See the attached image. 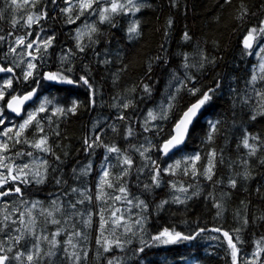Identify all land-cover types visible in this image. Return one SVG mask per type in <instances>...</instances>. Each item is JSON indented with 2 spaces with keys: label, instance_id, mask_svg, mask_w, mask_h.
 <instances>
[{
  "label": "trees",
  "instance_id": "1",
  "mask_svg": "<svg viewBox=\"0 0 264 264\" xmlns=\"http://www.w3.org/2000/svg\"><path fill=\"white\" fill-rule=\"evenodd\" d=\"M144 3L146 6L134 17L123 14L116 16L113 21L116 26L113 27L108 23L99 24L97 15L87 12L75 23H67V17L60 12L61 8L67 6L64 0H57L56 5L51 4L50 0H42L36 9L27 8L19 11H14L8 0H0V16L3 17L0 18V36L5 37L0 41V65L14 67V73H8L9 77L13 75L21 77L20 80L13 82L16 90L13 94H22L37 87L33 80L27 82L22 80V72L26 67L24 61L30 59L24 54L25 49L19 47L15 55L8 51L10 46H14L15 37L25 36L31 32L32 35L27 37L28 41H31L36 39V33H40L41 38L55 35L53 46L46 54L34 61L38 64V74L34 79L40 81L35 101L19 118L13 117L5 109V103L10 98L7 93L5 100L0 101V105L4 107L7 117L14 118L15 125L27 115L29 109L38 108L45 97L52 99L54 104L48 106L47 112L39 113L38 118L45 132L48 133V144L52 147L55 156L60 157L57 161L52 153L41 152L27 143H18L10 147L5 155L17 164L35 161L38 165L40 161L46 159L51 167L48 179L43 184L34 182L21 184L20 181H16L0 188V191H3L19 184L23 190V196L12 194L1 199L0 218L8 214L3 211L4 205L10 206V203L14 202L20 211H24L31 207L32 202L39 201L40 204L33 209V213L38 217L37 231H43L50 236L57 229H61V234L57 237L61 245L57 249V256L53 258L56 264H69L63 247L69 234L74 231L82 233V236L73 238V243L78 246L77 250L81 253L85 250L88 252L87 259H82L81 264H107V260L113 257L119 259L120 264H231L226 240L221 232L212 231L214 228L230 232L234 239L237 233L233 230L241 229L239 235L243 243L238 244V247L241 248L242 259H247L255 250V241L264 236V221L258 219L264 216V164L260 162L264 160V146L256 155L250 156L249 150L242 144V139L247 131L259 135L264 140V116L258 115L255 120L250 118L256 98L248 81L253 70L258 71L259 59L255 55L246 54L242 42L247 30L264 20V0H243L244 6L248 9V15L243 20L236 18L241 0H231V3H225V0H178L175 7L171 5L170 0H144ZM45 6L48 10V19L41 20L38 25L34 24L31 28L24 26L21 20L15 29L12 28L13 17L26 18L28 12L39 11ZM169 17L172 18L173 24L165 37ZM133 19L140 20L141 35L129 39L127 28ZM94 22L99 28V32L93 37L95 42L89 41L85 36L83 43L88 47L81 53L76 47V30ZM185 31L192 36L191 41L182 39ZM9 32L13 34L9 36ZM261 40L264 41V37ZM69 49L74 55L70 56L68 62L62 63L61 56ZM201 50L209 59L214 57L215 63L206 64L199 72L196 69L190 70L191 74L197 77L194 86L206 90L207 87L214 86L216 80H220L221 88L191 127L184 147L168 157H163L159 144L167 138L173 123L180 117L181 110L194 102L197 97L189 95L186 91L180 93L176 108L170 113V119L153 122L163 129L160 136L156 135L155 128L150 132H144L142 127L144 120L149 109H158L162 101L166 103V96L172 90L167 86L173 71L183 78L184 70L180 67L183 63L181 54H190V61L198 63ZM157 56L164 57L168 62L156 61L154 58ZM105 60L109 62L103 63ZM150 62L152 72L149 75L147 66ZM16 64L20 66L15 67ZM67 68H71L72 72L66 75L75 81L90 72L88 78L93 89L96 90L94 106L90 104L91 90L83 82L54 83L43 79V73ZM5 73L0 72V81ZM143 84L152 86L151 96L144 93ZM192 86L193 84H189V87ZM261 86H264V82L258 81L257 88ZM133 87L136 89L135 92L131 91ZM247 96L253 98L247 104L242 103V99ZM129 99L133 100L134 107L123 110L115 106ZM73 100L82 103V107L75 115L67 117L53 115L52 109L55 105L67 107ZM121 112L127 119H118ZM48 117H51V122ZM216 120L222 123L213 140L209 141V122ZM113 126L116 131L112 130ZM129 126L133 129L132 136L127 135ZM101 128L103 131L99 132ZM4 130H0V133ZM57 130L60 132L58 137L53 134ZM98 132L105 144H115L122 150H127V154L133 159L132 169L123 178L128 188L127 198L133 201L131 205L125 200L113 204L108 197L104 200L96 198L102 166H112L110 171L114 182L119 183L117 177L121 173L118 154L107 153L102 146L96 147L94 154L91 155L85 151V137L94 138ZM25 135L29 141H32L39 139L40 134L36 132L35 127H32ZM146 137L157 145L146 155L155 160L161 168H167L177 160L183 161L185 157L200 153L201 160L197 162V168L199 172H203L208 163L206 158L208 153L215 149L217 158L212 180L200 174L185 175L182 165L174 173L162 172L159 187L153 186L146 190L145 185L152 184V166L135 151V148L141 145L145 148L149 147ZM0 140H7V137L0 135ZM8 143L12 145L14 141ZM17 152L25 155L18 157ZM28 152L33 155L27 156ZM105 156L108 157L107 162L104 161ZM89 162H91V171L87 176H80L77 179L72 169L76 168L78 175L79 170ZM245 170L251 172L249 179L243 178L242 174ZM237 173L241 175L237 176ZM58 177L66 180L67 184H56L55 180ZM233 177L237 179L235 188L229 184L230 178ZM172 183L176 184L175 189L171 187ZM181 187L187 188V192H180ZM71 188L82 191L72 192ZM84 191L91 196L90 200L85 199L82 194ZM105 191L109 196L119 194L113 189L105 188ZM193 192H198L199 195L192 196ZM177 196L181 199L189 196L192 198L186 199V203L183 204L173 203V198ZM52 200L62 205L61 211L54 213L55 218L61 221L59 225L45 223V216L39 215L41 208L51 210ZM81 200L83 203H77ZM139 200H143L148 205L147 209L136 207ZM164 200L169 203L159 208L158 205ZM217 202L222 205L219 216L217 212L220 210L214 206ZM70 203H76V208H70ZM124 207L134 213L133 220L139 216L146 218L144 231L139 233L136 229L137 231H134L137 234L125 235L117 229L116 237L121 240L130 239L132 242L126 243L123 249L113 246L110 252H105L103 246L96 243L101 209H107L104 212L107 219L112 209L119 208L124 213ZM245 215L249 221L246 227L243 224ZM18 216L19 213L16 212L12 218L16 219ZM89 216H91L90 226L84 223ZM164 227H175L177 231L186 235L195 233L199 228H206L207 231L191 241L168 245L151 244L145 247L143 253L137 255L136 250L143 246L140 243L141 239L149 241L152 235L157 234ZM105 236L109 239L114 238L111 225L106 230ZM84 237L87 239L85 240ZM31 240L32 238L28 237V241ZM42 247L47 251V243ZM69 251L72 249L69 248ZM47 259L46 257L45 260ZM261 260L264 261V254Z\"/></svg>",
  "mask_w": 264,
  "mask_h": 264
},
{
  "label": "snow or ice",
  "instance_id": "2",
  "mask_svg": "<svg viewBox=\"0 0 264 264\" xmlns=\"http://www.w3.org/2000/svg\"><path fill=\"white\" fill-rule=\"evenodd\" d=\"M10 6L14 11H19L21 9H36L38 5L42 3V0H8ZM51 4L56 5L57 0H50ZM178 0H170V3L173 7L177 6ZM64 3L67 5L64 8L60 9V12L63 13L67 20L66 22L69 24L75 23L76 20H79L81 16L87 13H95L98 17V23L104 24L108 23L115 27L116 25L113 23L114 18L118 15H132L135 16L136 13H139L142 8L146 6L144 0H64ZM225 3H231V0H225ZM248 15V9L244 6L243 0H241L240 10L237 14V19L243 20ZM0 18H3L0 16ZM48 10L45 7L40 8L39 11H31L28 12L25 17H20L17 19L13 17L11 20L12 28L15 29L17 25L20 24L21 20L24 22V26L31 28L34 24H39L41 20L48 19ZM140 20L133 19L127 28V32L129 34V39H133L139 37L141 35L140 31ZM173 24V20L171 17L167 20V27L165 30V37L168 35V30L171 29ZM43 31V29H41ZM99 32V28L97 27V23L94 22L92 24H85L83 28H78L76 30V47L79 52L83 53L88 47V45L83 43V39L85 36L88 37L89 41H93V37L95 34ZM13 33L9 32L8 35L11 36ZM32 33L28 32L25 36H16L14 41V46H10L8 51L12 54H17V49L19 47H23L25 49V55L30 59L24 61L26 67L22 72V80L27 82L29 80H33V82L39 87L40 81L34 79L38 74V64L36 61L39 57H42L44 54L48 52V49L53 46V41L55 40V35L47 36L46 38H41L40 33H36V39L28 41L27 37L31 36ZM264 37V20H261L258 25L253 26L247 30V34L243 38V49L248 55H255L259 59L258 71L256 69L253 70L250 80L248 84L252 86L253 94L256 98V103L252 107V115L251 119L255 120L257 116H264V86L257 88V83L264 82V41L261 38ZM5 39L4 36H0V41ZM182 39L184 41H191L192 36L185 31ZM95 42V41H93ZM163 48V46H161ZM35 49V52L28 51V49ZM254 49H258L257 51H253ZM71 55H74L69 49L64 55L61 56V62H68ZM183 63L180 67L184 70L183 78L175 71L172 73L171 81L168 84V88L172 89L169 91L166 96V103L161 102L158 106V109H149L144 120L143 131L150 132L154 128L156 129V135L160 136L163 132V129L159 127L157 123L158 121H166L170 119V113L176 108V104L178 101V97L182 91H186L189 95L193 97H197L194 102L187 105L184 109L181 110V114L178 120L173 123L171 131L168 133L166 139L163 140L161 144H159L160 151L168 156L173 150L181 148V146L185 143L187 137L190 134V128L195 124L198 116L205 109L206 106L210 105L213 101V98L217 95L221 88L220 80H216L214 86H209L207 89L197 88L194 86V82L197 77L191 74V69H196L197 72L202 70L206 64H214L215 58L209 59L207 55L204 54L203 50L200 53V60L198 63H192L190 61V54L182 53ZM156 61L163 60L164 63L168 61L162 57L157 56L154 58ZM109 61L105 60L103 63H108ZM19 64H16L15 67H19ZM87 68V65H85ZM127 65H125V68ZM0 72L6 73H14V67H4L0 65ZM72 69L67 68L62 71L56 72H46L43 73V79L49 82L54 83H78L83 82V84L87 85L91 90V98L90 104L95 105V95L96 90L93 89V85L89 81V73L82 75L79 77L78 81L73 80L66 73H71ZM152 72V63L150 62L147 66V73L150 75ZM21 77H17L15 75L10 76L5 79L2 83H0V101L5 100V94L7 93L10 96V99L6 102V108L10 109L16 115H20L23 111V106L25 102L30 101L37 94V87H33L31 91H27L22 94H13L16 90L13 87L14 80H20ZM174 82V83H173ZM189 84H193L192 87H189ZM143 91L147 96H151L153 88L150 84H143ZM12 90V91H9ZM135 87L131 89L132 92H135ZM252 96H247L242 99V103L247 104L249 100H251ZM54 101L47 97L41 102L40 106L33 111L27 112L26 118L23 119L22 123L19 125H13L12 128H6L0 135L7 137V140H0V169H5L4 171H0V188H4L5 185L9 184V182L20 181L21 184H43L48 179L49 168L51 165L48 160H42L37 165L35 161L31 163H20L17 164L14 160H11L5 153L10 150V147H14L15 144L18 143H27L30 144L33 148L46 153H52L55 156V153L52 150V147L48 144V133L45 132L43 125L41 124L40 119L38 118L39 113L47 112L49 110V105H53ZM123 110H127L130 107H134V102L132 99L127 100L119 105H115ZM82 107V103L76 100H73L71 104L67 107L55 105L52 109L54 116H62L67 117L68 115H75L78 109ZM4 107H0V125L5 124L4 118ZM120 120L127 119L123 112L118 117ZM48 120L51 122V117H48ZM222 123L220 120L209 122L210 131L208 133V140L211 141L214 138L216 132L219 131V125ZM35 127L36 132L39 135V139H35L29 141L25 135L28 129ZM113 131H116V128L112 127ZM101 128L99 132H102ZM99 132L95 135L94 138L85 137L84 143L86 145L85 151L90 155L94 154V149L96 147H104L107 153H116L118 154L119 164L121 166V173L119 177H117V182L112 180V173L110 171L111 165L102 166V174L99 178L97 188L98 195L97 199L104 200L105 197H108L109 200L114 204L115 202L125 200L129 205L133 203L132 200H129L128 197V188L126 184L123 182V178L126 177L130 170L133 167V159L130 155L127 154V150H122L117 147L115 144L109 145L105 144L101 139ZM57 137L60 135V132L54 131L53 133ZM127 135H133V129L131 126L127 128ZM148 142L149 147L145 148L141 145L139 148H135V151L139 152L141 157H144L148 160L152 166V184L145 185V189L148 190L151 187H159L160 185V176L162 172H171L174 173L176 169H180L183 165V172L185 175H193L196 176L198 174L204 175L208 180H212L214 175L215 162L217 158V153L215 149H213L207 155V166L204 168L203 172H199L197 168V162L201 160L200 153H196L194 156L185 157L183 161L177 160L174 164L169 165L167 168H161L160 165L152 160L150 156L146 155L152 147H156L157 145L153 144L151 140L145 138ZM8 141H14L12 145L8 143ZM252 141V142H250ZM243 146L248 149V155L254 156L257 151L264 146V140L261 139L259 135H254L252 133L245 132L242 139ZM25 155L24 153L17 152L16 156L20 157ZM27 156H32L33 153H26ZM57 161L60 160L59 156H55ZM222 159V157H221ZM108 157H104V161L107 162ZM264 164V160L260 161ZM245 163H247L245 161ZM55 171V169H53ZM73 174L76 175V178L79 179L80 176H87L91 171V162L86 165L84 168L79 170V174L77 175V169H72ZM139 171H143V169H139ZM15 173V174H13ZM241 175L237 173V176ZM244 179H249L251 177V172L245 170L242 174ZM56 184H67L66 180L62 178H56ZM229 184L232 188H235L237 185V179L235 177L230 178ZM172 188H176V184H171ZM105 188L113 189L118 192V195L109 196L105 191ZM72 192L82 191L78 188H71ZM180 192H187V188L181 187L179 189ZM259 192V189H257ZM12 194H18L23 196V190L19 184L15 187H9L6 190L0 191V197H7ZM85 196V199H91V196L86 194V191L82 192ZM199 195L198 192H193L192 196ZM189 196L186 199H191ZM186 199H181L179 196L174 197L172 202L177 204L186 203ZM22 203H25L22 201ZM77 203H83V200L78 201ZM169 203V201L164 200L161 201L159 208H163L165 204ZM243 205V201L241 202ZM40 204L39 201H34L31 204L30 208H26L24 211H20L19 208L13 210V212L5 214L0 218V264H56L54 257L57 256V249L61 245V241L57 239L61 234V229H57L56 232L51 233L49 236L45 234L43 231H37V215L33 213V209H36ZM52 208L44 209L41 208L39 213L40 216H45V223H51L55 225H59L61 223L60 220L56 219L54 216L55 212H60L62 205H58L56 200H52L51 202ZM218 210L217 215H221L222 205L217 202L214 205ZM70 208L75 209L76 203H70ZM136 207L147 209L148 205L143 201L139 200L136 204ZM107 209H101L100 212V223H99V235L96 239V243L98 245H102L105 252H110L115 246L116 248L123 249L125 244H130L132 241L129 240H121L119 237L115 236L116 230L118 228H123V233L126 235L128 233L133 232V226L139 225L141 230L144 231V221L146 218L141 217L135 221H132L129 224L121 212L119 208H114L111 210L109 217L106 219L104 216V212ZM18 212L19 216L16 219H13V214ZM119 213V215H118ZM51 218V219H49ZM261 221H264V216L259 217ZM86 225L91 224V216L89 219L84 222ZM248 217L245 215L243 217V224L246 227L248 225ZM18 225V226H16ZM109 225H111V233L114 238L109 239L105 236V232L108 229ZM74 227V226H73ZM206 228H199L193 234H184L181 231H177L175 227L169 228L164 227L157 234L152 235L149 241H144L141 239L140 243L143 245L142 247L136 250V254L139 255L145 251V247L150 246L151 244H177L182 241H191L196 239L201 233L206 232ZM212 231L221 232L223 238L227 243V251L228 255L231 258V264H264V261L261 260L262 254H264V236H262L259 240L255 241V250L247 259H242L241 257V248L238 247V244H242L243 241L239 235L241 229H234L233 232L237 233L235 235V239L233 235L224 231L221 228H214ZM14 233V234H12ZM82 236V233L79 231H74L69 234V238L64 242L65 246L63 247V251L65 253L66 259L69 261V264H81L82 259L86 260L88 256L87 250L81 253L77 250V244L73 243V238ZM28 237H31L32 240L29 242ZM86 240L87 237H84ZM44 243H47L48 249L45 251L42 247ZM69 248L72 251H69ZM48 258L47 261L45 258ZM107 264H120V260L116 257L107 260Z\"/></svg>",
  "mask_w": 264,
  "mask_h": 264
},
{
  "label": "rangeland",
  "instance_id": "3",
  "mask_svg": "<svg viewBox=\"0 0 264 264\" xmlns=\"http://www.w3.org/2000/svg\"><path fill=\"white\" fill-rule=\"evenodd\" d=\"M34 48L33 49H28V51H33L34 52ZM5 73V72H4ZM7 78H9V75H8V73H5V75L2 77V80L0 81V83H2L5 79H7ZM0 107H2L1 105H0ZM6 109V108H5ZM7 111V110H6ZM29 111H33L32 109H29L28 110V112ZM4 118H5V124L4 125H0L1 126V128H0V130H4L5 128H10L11 126H13L14 124H13V122H14V118L13 117H7L6 115H5V112H4ZM26 118V116H24L22 119H21V121H18V122H16V124L15 125H19L20 123H22V121H23V119H25ZM27 163H31V161H29V162H27ZM20 164V163H19ZM0 171H4L5 173H6V170L5 169H0ZM13 174H15V173H13ZM2 198H4V197H0V204L2 203L1 201V199ZM11 205L10 206H6V205H4V207H3V211L5 212V213H11V212H13V210L14 209H16V208H18L17 206H16V204L13 202V203H10ZM124 213H123V215H124V217H125V220L129 223V224H131L132 223V221H135V220H133V215H134V213L133 212H131V211H129L128 210V208H126V207H124ZM119 215V214H118ZM141 217L139 216L137 219H140ZM136 219V220H137ZM119 229V231L121 232V233H123V228H118ZM138 231H137V230ZM137 231V232H139V233H141L142 232V230H141V228H140V226L139 225H134L133 226V232H135V231ZM136 233V232H135ZM129 235H131L132 233H128ZM137 234V233H136Z\"/></svg>",
  "mask_w": 264,
  "mask_h": 264
},
{
  "label": "water",
  "instance_id": "4",
  "mask_svg": "<svg viewBox=\"0 0 264 264\" xmlns=\"http://www.w3.org/2000/svg\"><path fill=\"white\" fill-rule=\"evenodd\" d=\"M29 91H31V90H29ZM37 98V94L33 97V99L32 100H30V101H27V102H25V105L23 106V111L20 113V115H16L15 113H13L10 109H7V111L10 113V114H12L14 117H16V118H18V117H21L22 115H23V113H24V111L26 110V108L30 105V104H32L34 101H35V99ZM10 99V98H9ZM7 102V101H6ZM6 105V104H5ZM179 119V118H178ZM191 129V128H190ZM186 142V141H185ZM184 145V144H183ZM182 145V146H183ZM181 146V147H182ZM176 150H178V149H176ZM176 150H173V152L172 153H170L169 155H171V154H173ZM161 152V151H160ZM161 155L163 156V157H168V156H165L162 152H161Z\"/></svg>",
  "mask_w": 264,
  "mask_h": 264
},
{
  "label": "bare ground",
  "instance_id": "5",
  "mask_svg": "<svg viewBox=\"0 0 264 264\" xmlns=\"http://www.w3.org/2000/svg\"><path fill=\"white\" fill-rule=\"evenodd\" d=\"M9 99V98H8ZM6 104V103H5ZM5 108H6V105H5ZM7 110V109H6ZM8 112V111H7ZM9 113V112H8ZM186 141H187V139H186ZM186 143V142H185ZM185 143H184V145H185ZM184 145L181 147V148H179L178 150H180V149H182L183 147H184ZM178 150H176L175 152H177ZM174 152V153H175ZM172 155V154H171Z\"/></svg>",
  "mask_w": 264,
  "mask_h": 264
}]
</instances>
